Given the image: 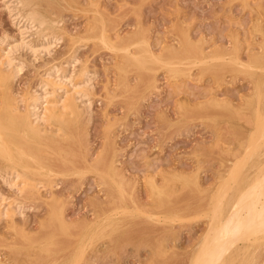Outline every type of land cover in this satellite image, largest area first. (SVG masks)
Listing matches in <instances>:
<instances>
[{"label":"rangeland","instance_id":"obj_1","mask_svg":"<svg viewBox=\"0 0 264 264\" xmlns=\"http://www.w3.org/2000/svg\"><path fill=\"white\" fill-rule=\"evenodd\" d=\"M90 1L91 3L93 1V5ZM31 2L46 17L60 21L58 29L54 30L59 38L48 48L51 50L53 47L51 52L48 49H45L48 52L43 50L39 52L40 49L35 53L27 48V50L17 49V53L15 52L17 62H15L21 70L19 69L12 81L13 84H10L13 86L10 88L12 94H25L39 87L41 77L53 65L56 68L67 67L68 72L81 81L83 77L79 72L85 69L88 75L84 76V79L89 78L88 86L89 84L91 86L83 87L86 88L87 94L82 99H78L81 115L74 120L68 133H62L64 139H60L63 138L60 136L57 143L45 144V146L43 143L41 146L40 144L37 146V143L33 144L39 157L46 159L43 162L49 166L47 168L51 172L47 174L49 177L44 174V178L37 171L32 179L33 181L37 179L38 181L35 180L34 183L39 185L45 181L44 184L48 183L47 186L44 184H42L44 187L38 186L39 192L35 191V188H30L22 196L17 194L2 179L3 159L0 160L2 164H0V192L7 196L5 202L14 205L15 210L21 207L14 212L13 221L7 216L0 218V264H52L53 262V264H189L197 250L195 246L199 244L208 227V207L206 209L204 205L209 203L217 188L216 184L218 185L219 180H222L223 175L227 173L229 163L236 158L237 152L233 151L237 149L238 155L242 150L238 144L240 138L248 134L247 129L253 127L251 115L254 111L253 105L257 102L256 87L260 82L258 80L264 77L262 73L264 69L259 71L258 68L242 67L234 63L235 66L232 61L228 62V59L232 54H238L243 61H250L261 53L264 54V0H31ZM4 3L5 0H0V37L7 38L9 42L12 41L11 43H17L22 36H25V40L29 38L33 46H40L41 40L36 41L39 40V35L34 27L21 33L23 25L19 24L18 19H15ZM95 19L97 22L94 21ZM90 26H97L100 30L104 28L112 39L113 35L117 37L115 39L120 35L131 42L136 36L144 37L148 40L151 50L164 57L172 48L183 49L188 44L201 46L212 55L223 50L227 53L224 59H221L222 62L218 58L206 64L186 58L172 66L177 69L179 67L177 73L170 69L171 66L168 69V66L160 61L156 63L148 61L147 67L136 68L123 50L111 48L97 39L99 31H95L99 28H93L95 34H92ZM185 31L187 38L184 35ZM72 47L76 49L73 53L78 60L71 65ZM130 48L136 51V46L133 44ZM226 59L228 63L225 62ZM256 59L260 61L258 63L264 60ZM189 61H192L191 64ZM255 82L258 84L255 85ZM261 89L264 91L262 85ZM86 103L89 104L87 107L89 111L84 107ZM228 103L234 106L231 107ZM261 106L264 107V102ZM20 107L22 110L25 109L24 104ZM244 115L250 116L252 120H248ZM246 120L247 122H243ZM59 149H63L64 152ZM99 151H106L109 158L116 159L114 164L127 186L122 200L118 199L114 185L105 181L103 173L91 167L94 159L98 158ZM149 178L155 179L159 186H164H161L165 190L164 203H159L157 195H153L155 193L148 188L152 180H148ZM51 180L58 185H53V182L50 184ZM25 194L29 198L24 196ZM168 194L169 196H166ZM122 201L124 204L121 203ZM52 206L58 210L62 209L68 226L64 228L65 231L58 221L50 223L48 220L50 218L48 212H51ZM126 208L133 210L129 212ZM121 211L124 212L121 214ZM148 213H156V215L152 217ZM199 213L201 216L197 217ZM172 215L189 218L179 220V217L174 218ZM161 216L170 217L168 218L170 220H164ZM190 216L193 218L190 219ZM40 223L45 225L42 227ZM105 223L110 225L103 228ZM97 224L102 229H98ZM23 232L38 237L45 235L46 239L44 238L45 240H41L40 243H25ZM90 237H92L91 241L88 240ZM261 241L257 244L260 249L262 248L258 264H264V240ZM41 245L47 246L48 251H45ZM80 246L82 249L86 248L85 251L83 249L79 252ZM76 248L78 249L75 250ZM155 248L158 252L153 253ZM34 250L41 252L36 253Z\"/></svg>","mask_w":264,"mask_h":264},{"label":"bare ground","instance_id":"obj_2","mask_svg":"<svg viewBox=\"0 0 264 264\" xmlns=\"http://www.w3.org/2000/svg\"><path fill=\"white\" fill-rule=\"evenodd\" d=\"M5 2L6 3H4V5L6 6V8H8V11L13 14L15 19H18V22H19V24H21V26L23 25V27H21V28H23V30H21L22 31L21 33H24L26 31H28L29 29L31 30V28L34 27L33 29L36 30L38 32V35H39V37H38L39 40H36V41L39 42L41 40V44L39 43L40 46L35 47V46H33L31 44V41L28 40L29 38L27 39V41L25 40V36H22V38L19 40V42L17 41V43H11L12 41L9 42L7 38L0 37V88H1L0 95L2 94L1 95V99H0V160L3 159V161H2L3 162V166H2L1 171H3V173H4V174L2 173V176H3L2 179L6 182L7 185L12 187V190L14 192L16 191L17 194H20L22 196V194L25 193L27 190H30V188H32V189L35 188V191L37 190L39 192V188L40 187L38 188V186L41 185V187H44V186H42V184L45 183V181H43V178H41L42 181H43L42 184L39 185V184L34 183L35 180H37V179H35L33 181V179H32V176L34 175L35 172H37V171H38L37 173L40 172L39 175L40 176L42 175V177H44V178H45L44 174H46V176L49 177V175H47V174L49 172H51V170L47 168L49 166H46L47 164L45 165V163L43 162L46 159L43 160V159H41L39 157V155L35 152L33 144L37 143L36 144L37 146H38V144H40V146H41V144L43 143L44 144L43 146H45V144L49 145V144H52V143H57L59 137L63 136L62 133L65 134V133H68L67 131H70L69 129H70L71 125L73 124L74 120H77L80 117V115H81L80 106L78 104V99H82L83 97L86 96L87 93H86L85 89L88 86L89 78H87L88 80L84 79L85 78L84 76L88 75L87 74L88 72L85 69L79 72L80 75L83 77L82 81H81V80H77L76 77L71 72H68V70L66 69L67 67L63 68V67L57 66V68H56L53 65V67L52 68L50 67L51 69L49 71L48 70H47V72L45 71L46 73L41 77L42 79H41V81H40V83L38 85L39 87L33 89L32 91L29 90L31 92H28V90H27L28 93H25V94L18 95L15 91L14 92L17 94V96H15L16 94L15 95L12 94V92H11L12 90L10 88H12L13 86L10 85V84H13L12 81L15 79L17 73L21 70L20 69L21 67L16 63L17 59L15 57V54L17 53L16 52L17 49H19V48H22V49L25 48L26 49L27 48V49H29V51L31 50L32 53L33 52L35 53V51H37V50L39 51L40 49H41V51H39V52H42V50L44 52H48V51H45V49L47 50L48 48H50L52 43L53 42L55 43V41L59 38V35L57 36V34L54 33V30L58 29V26H59L58 23L60 21L58 22V20L55 21L56 19L53 20V19H50V18L46 17L45 14L42 11L36 9L33 6L31 0H5ZM90 4L93 5V1H92V3L90 1ZM97 13H98V11H97ZM98 15H100V13ZM94 16H93V18H97V17H94ZM98 19H100V17ZM102 19H103V17H102ZM92 21L93 20L91 19V22ZM94 21H96V19ZM99 21H98V24H99ZM92 23H94V22H92ZM256 24H258V23H256ZM96 25H97V23H96ZM97 26H95V27H97ZM95 27H93V26L91 27L92 28L91 32H93V30H94L93 28H95ZM98 28L99 27H97L96 29H98ZM98 31H99V34H98L99 38L97 37V39H100L102 41V43L107 44V46L108 45L111 46V48H115L116 50L117 49L123 50L124 53H126V55L128 56V60H131L132 62H134V63H131V64L133 66L136 65L135 66L136 68L139 67V68L143 69V68L147 67V65H148L147 62L148 61H154V63H156L157 61H160L163 64H166L168 66L167 68L169 69V66L172 67V66H174L175 63L177 64L179 62H182V60H184L186 58L187 59L188 58L192 59V60L197 61L199 63H205V64L208 63L210 60L218 59V58H220L219 61L222 62L223 60L221 61V59H224V57H225V55L227 53L225 50H223L220 53L212 55V54L206 52V50H204V48L201 47V46H198L196 44L195 45L188 44L186 47H183V49H174V48H172L168 52V54L165 55V57H164V56H161L159 54L154 53L151 50V48H150L148 40L146 38H144L143 36H141V34H140V36L143 37V38H139L138 36H136V37H134L132 39L131 42H129V41H126L127 39L125 40L124 38L120 37V35H119L118 39H115L116 36L113 35L114 38L112 39L106 33L104 28H101V30L99 28L95 32H98ZM234 32H236V31L234 30ZM35 34H36V37H37V33L36 32H35ZM35 34H33V35L35 36ZM92 34H95V33L93 32ZM70 35H72V34H70ZM184 35L186 37V35H187L186 31L184 32ZM87 36H85L86 39H87ZM90 38H92V37L90 36ZM72 39L75 40V38H72ZM77 39H79V37ZM93 39H94V37H93ZM190 39H192V38H190ZM101 41H100V43H101ZM202 41H203V39H202ZM73 43H74V41H73ZM131 44L136 46V51H132V48H130ZM73 47H72V52L71 53H73V51L76 50V49L74 50ZM262 48H263V45H262ZM52 49H53V47H52ZM48 50H50V49H48ZM51 50H50V52H51ZM114 52H115V50H114ZM258 52H259V50H258ZM38 54H41V53H38ZM74 55L75 54L73 53L72 57L70 56L71 57L70 59H72V60L69 59L70 61H72V62H70V64L73 63L74 61L76 62V60H78V59H76L77 57L74 56ZM258 56H256L255 58H253L250 61H243L242 60L243 58L240 57L238 54H232L231 57L228 56L229 57L228 62L232 61L233 64L235 63V64H238V66L241 65L242 67L243 66H245V67L247 66V67H250V68H258V70L260 71V69H264V60H261L262 63H258L260 61L258 59H256V58H259V59L263 58L264 59V54L261 53V55H258ZM20 62H21V60H20ZM20 62H19V64H20ZM191 62H190V64H191ZM225 62H227V59H226ZM232 62L230 64H232ZM194 63H196V62H194ZM62 64H64V63H62ZM185 65H187V64H184V66ZM207 65H209V64H207ZM125 66L127 67L126 64H125ZM161 66H162V64H161ZM164 67L166 68V66H164ZM205 67H206V65H205ZM217 67H219V66H217ZM72 68H73V66H72ZM130 69H132V68L130 67ZM170 69H172L174 73H177L179 67H178V69L175 68V67H172ZM153 70L155 71V69H153ZM240 70L243 71L241 68H240ZM262 71H264V70H262ZM180 72H181V70H180ZM233 73H235V72H233ZM262 73L264 74V72H262ZM255 76H257V74ZM258 79H260V77H258ZM258 81H260V82H258L259 84L257 82H255L256 83L255 85L258 84L257 87L252 85V86L256 87V93L255 94H257V98L255 96V98L257 99L256 100L257 102H256L255 105H253L254 106L253 115L250 114L252 116L253 121H251L252 119L250 120V118H249L250 116L244 115V116L248 117V120L253 122L251 124V125H253V127L251 129H247L248 130V134H245L244 136H242L240 138V140H239L240 143L237 141L238 144H240V147L242 148V150L238 154L239 156L237 155V153H238L237 149L235 151H233L234 153L237 152L236 153V158L234 160H232L231 163H229L230 166H229V169L227 170V173L223 175L222 180H219L220 182L218 183V185L216 184L217 188L215 189L214 194L211 197V199H209L210 200L209 203L207 202V204L204 205V206H206V209L208 207V211H209V212L207 211V213H209L208 214L209 218L206 217V218L209 219V221H207L208 222V227H206L207 228L206 232L202 235L203 237L200 240L199 244L196 245L197 247L195 246V248L197 250L195 251L193 257L191 256L192 259H191V261L188 262L189 264H258V263H260V259H261L260 258L261 257V251L260 250L262 248L260 249V246L257 245V244L260 243L259 241H261V239L264 240V107L262 108V106H261L262 102H264V91H262V89H261V85H262L263 86V90H264V84H263L264 77L261 78ZM252 83H253V81H252ZM89 86H91V85L89 84ZM83 87H86V88H83ZM252 93H253V89H252ZM248 94H250V93H248ZM144 95H145V93H144ZM250 95H252V94H250ZM245 97H247V96H245ZM252 97H253V95H252ZM221 100H220V102H221ZM87 101H88V99H87ZM245 101H246V99L244 100V103H245ZM252 101H253V99H252ZM232 102L234 103V101H232ZM232 102H231V104H232ZM241 103H242V101H241ZM21 104H24V106H25V109L23 108L24 110H22V108L20 107ZM228 104L230 105V103H228ZM249 104H251V102H249ZM230 106L233 107L234 105L233 106L230 105ZM84 107H86L85 109L88 110L87 107H89V104L86 103V105ZM239 111H240V108H239ZM242 113L243 112H241V114ZM238 117H240V115ZM250 121H248V122H250ZM81 122H79V123H81ZM243 122H247V120L243 121ZM248 125H250V124H248ZM76 127H78V126H76ZM82 129H83V127H82ZM76 131H77V129H76ZM60 139H64V136H63V138L61 137ZM46 147H48V146H46ZM58 147H60V146H58ZM58 147H57V149H58ZM36 149H38V148H36ZM103 149H104V147H103ZM230 150H229V152H230ZM60 151L64 152L63 149L60 150ZM84 151H85V149H84ZM221 151L224 152V150H221ZM227 151H226V155L228 153ZM51 152H52V150H51ZM54 153L55 152H53V154ZM98 153H99L98 154V158L94 159V163H92L91 167H93L94 169H97V171L100 170L101 173H103V175L105 177V181L108 184H113L114 185V190L117 191L118 199L122 200V198H123V196H124V194L126 192L127 186L125 185L126 182H124L123 178L120 177L119 172L117 170V167L114 164V161L116 159L113 160L112 157L109 158V156H108L106 151H99ZM48 154H50V153H48ZM54 157H56V156H54ZM27 159H29V161H27ZM80 160H81V158H80ZM221 160H223V159H221ZM67 162H68V160H67ZM86 163H87V161H86ZM83 164H84V162H83ZM89 167H90V164H89ZM80 170H79V172H80ZM57 173L58 172H56V174ZM82 173H83V170H82ZM223 173H225V172L223 171ZM79 175H81V173ZM218 175H220V174H218ZM33 178H34V176H33ZM195 178H197V177H195ZM47 179H44V180H47ZM101 179H102V176H101ZM151 179L150 178L148 179V180H151V183L147 181V183H150L148 188L152 189V190L150 189V191L155 193L153 195H157V197L159 199L158 200L159 203L162 204V203H164L163 200H164L165 190L163 188H161V186L162 187H164V186L163 185L159 186L156 183L155 179H153V178H151ZM52 180L50 181L51 182L50 184H52V182H53ZM182 180H183V178H182ZM103 181H102V183H103ZM48 182H49V180H48ZM196 182H197V179H196ZM44 185L47 186L48 183L44 184ZM53 185H58V184H55L53 182ZM53 185H51V186H53ZM104 185H106V184H104ZM13 188H15L16 190H14ZM130 188H132V187H130ZM31 191H33V190H31ZM178 191H179V189H178ZM32 193H31V195L34 194V193L33 194ZM26 194L24 196L27 197L28 195H26ZM210 195H211V193H210ZM166 196H169V194L166 195ZM18 197H19V195H18ZM131 197H133V196H131ZM6 198H7V196L5 197L0 192V218H2L4 216H7L13 221L12 216H13L14 212L19 207L17 206L18 208L16 207L17 209L15 210L14 205L12 206V204H10L9 202H7V201H6L7 203L5 202ZM15 198H17L16 194H15ZM15 198H13V199H15ZM28 198H29V196H28ZM40 198H41V196H40ZM110 198H111V196H110ZM57 200H58V198H57ZM107 200L109 201L110 199H107ZM15 201H17V200L15 199ZM12 202H13V200H12ZM121 203H123V201ZM19 204H21V203H19ZM103 204H105V203H103ZM143 204L145 205V203H143ZM153 204H154V202H153ZM114 205H115V203H114ZM62 206H63V204H62ZM98 206H99V204H98ZM140 207H142V205ZM51 208H52L51 210L48 208L51 211V212H48V213H50V214H48V215H50V218L48 217L49 218L48 220H50V223H51V221L52 222L58 221V223H60V225L63 227V230H64V228L65 229L68 228L67 222L65 221L64 216L62 214V209L58 210L55 206H52ZM123 208L121 207V209H123ZM115 209H117V208L115 207ZM128 209L127 210L129 212H132V210H133V209L130 210V208H128ZM143 209H145V208H143ZM151 209H153V208H151ZM100 211H101V209H100ZM115 211H117V210H115ZM128 211L126 213L129 216ZM142 211H146V210H142ZM201 211L202 210H200V212ZM19 212L21 213L22 211H19ZM118 212H120V211H118ZM123 212L121 211V214ZM139 212H140V210H139ZM205 212H206V210H205ZM173 214H174V212H173ZM146 215H144V216H146ZM148 215H151V216L153 215L155 217L156 213H150V214L148 213ZM167 215H169V214H167ZM169 216H171V215H169ZM179 216L180 215H178V217ZM195 216H197V215L195 214ZM199 216H201V214L198 215L197 217H199ZM134 217H132V218H134ZM163 217L161 216V218H163ZM165 217H166V215H165ZM165 217L163 218L164 220L170 218V217H167V218H165ZM172 217L178 218L175 215H172ZM98 218H97V220H98ZM132 218H130V219H132ZM181 218L182 217H179L178 219L179 220H183V219L187 220L189 217L188 218L187 217L186 218H182V219ZM192 218L193 217H191L190 219H192ZM157 220H159V217H157ZM164 220H162V221H164ZM168 220H170V219H168ZM173 220L174 219L172 218V221ZM110 222H111V219H110ZM46 223H48V221H46ZM91 224H93V223H91ZM43 225H45V223L41 224L42 227H43ZM99 225H100V223H99ZM108 225H110V224H108ZM108 225L105 223V226H102V227L104 228V227H106ZM160 225H162V224H160ZM48 226H49V223H48ZM143 226L144 225H142L141 228H143ZM146 226H149V225H146ZM150 226H153V225L150 224ZM99 227H98V229H102V227H100V228ZM157 227H159V226L157 225ZM173 227H174V225H173ZM146 229H148V228H146ZM83 230H85V229L83 228ZM141 230H143V229H141ZM149 231H150V229H149ZM43 234H44V232H43ZM163 234H165V233H163ZM20 235H19V237H21L23 235L22 237L26 241L25 243L29 242L30 244L40 243L41 240L43 241V239L46 237L45 235L41 236V237H38L36 235H30V234L28 235V234H25L24 232H23V234L21 236ZM102 236H100V237H102ZM105 236H107V235L105 234ZM94 237H96V235ZM164 237H166V236H164ZM164 237H163V239H164ZM62 238H63V236H62ZM81 239H82V236H81ZM87 239H86V241H87ZM91 239H92V237H90L88 240L91 241ZM126 239H128V237H126ZM10 240H12V239H10ZM13 240H14V238H13ZM49 240H51V237H50ZM154 240H155V237H154ZM54 242H56V241L54 240ZM157 243H159V242H157ZM88 244H90V242ZM158 245L160 246V244H158ZM82 246L79 247V249H80L79 252L83 251L84 247L82 249ZM84 246H85V244H84ZM262 246H263V243H262ZM41 247H44V246L41 245ZM155 247L158 248V246H156V245H155ZM187 247H188V245H187ZM46 248H47V246L44 247L45 251L47 250ZM156 248H155V250L152 249L153 253H154V251L158 252V251H156ZM176 248H177V245H176ZM179 248H181V247H179ZM28 249L30 250V248H28ZM77 249L78 248H76L75 250H77ZM85 249H84V251H85ZM159 249H157V250H159ZM37 252H41V251H37ZM165 252L166 251H164V253ZM77 253H78V251H77ZM180 253L181 252H179V254ZM81 254H83V253H81ZM171 254H173V253L171 252ZM160 255L163 256V254H160ZM160 255H158V256H160ZM53 258H54V256H53ZM63 259H64V257H63Z\"/></svg>","mask_w":264,"mask_h":264}]
</instances>
